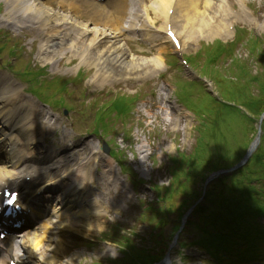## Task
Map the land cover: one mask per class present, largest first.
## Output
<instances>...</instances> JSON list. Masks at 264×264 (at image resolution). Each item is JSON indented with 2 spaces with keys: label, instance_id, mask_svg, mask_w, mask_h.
<instances>
[{
  "label": "bare ground",
  "instance_id": "6f19581e",
  "mask_svg": "<svg viewBox=\"0 0 264 264\" xmlns=\"http://www.w3.org/2000/svg\"><path fill=\"white\" fill-rule=\"evenodd\" d=\"M6 2H9V0H6L5 3ZM61 2L64 3L65 0H61ZM200 2H202L201 5L204 7L203 12L199 9H196V6L200 4ZM74 3H76V1L73 0V4ZM173 3L175 6H173ZM177 3L183 5L182 11H180L181 13L179 14L178 12L181 6H179ZM229 4V0H175V2L174 0H153L152 5H146L142 8H144L143 10L156 11L159 9V11H161L162 16H164L161 29L166 30L167 26H169V28L174 31L175 36H177L178 39L180 38L179 47L180 51H182L184 45L186 47V40L189 42V40L195 37V35H192L196 30H198L200 34L205 33L206 35L213 37L217 36L220 32H224L227 35L228 31L224 29L223 25H225L229 20ZM19 5L21 6V9L18 8ZM171 6L174 7L172 11L173 14L172 16H169L167 13L165 14V11H167ZM12 9H16V11L20 12V22L23 25L29 20L32 23L36 21L39 23V25L44 27L53 25L54 27L51 26L53 29H56V26L60 27L62 24L61 27L69 26L70 29L74 27V29L79 30L80 39L78 37L77 41L76 37L73 40L69 37V35L64 36L62 39L61 35L56 37L57 30L54 32V38H58L60 41L68 40L69 47H71L73 50L71 57H77L80 64L87 66L89 63L92 64V66L97 70L94 72L95 74L93 76V79L96 82L103 83L109 79H113L114 82L118 81V79L137 80L144 74L150 73V71L154 70L162 62L160 57L142 58L138 56L135 57L127 53V51L124 50V46L121 42L123 40L121 37V32L116 29L111 16H109V13L101 6L90 7V9L93 16L95 15L96 19L101 18L105 20V27H107L106 30H99L94 28L95 25L91 27L88 22L76 20L74 15L64 14L62 12L60 13L58 8L51 9L45 5L42 0H15L14 5H12ZM189 9H192L193 15L186 16L185 14L188 13ZM134 15L136 19H139V15L137 13H134ZM206 15L207 17L204 18ZM24 16H26L28 19L24 20ZM184 16L187 17V30H184L186 24L184 22L182 24L180 23L183 21L182 17L184 19ZM89 21L91 22L92 20L89 19ZM121 22L123 23L124 19ZM152 24L153 22L150 21L147 22V25L146 22H143L141 24L142 27L139 28L137 24L135 26L133 23H131L128 25L127 30L140 31L142 28L149 30ZM121 30H124L123 27ZM145 36L147 35L145 34ZM40 49H42V47ZM45 52L47 54L49 53L47 50H45V48H43L41 54H44ZM52 53L53 52H51V57L54 55ZM92 53L94 54V57L89 56ZM13 92H19V90ZM22 103L23 102H19L18 104L20 107L17 106V108H21ZM11 108L14 109L11 110ZM15 108L16 105H14L13 102L11 106L7 107L9 110L6 111L3 109V111L5 115H7L10 112L18 110ZM25 119L28 124L32 123L28 118ZM28 128L29 126L27 129ZM16 135L19 136V133L16 132ZM23 140L27 146L34 143L33 138L22 137V141ZM7 144L11 150L15 149V146L11 141H8ZM13 155L16 156L14 153ZM13 155L8 154V157L14 159ZM19 162L20 160L14 161L13 165L5 163L1 165L0 177L7 176V173L13 174L14 172H20L21 170L17 169L18 165L20 166ZM34 239L35 238L28 239L26 246V250L31 255V259L38 260L37 257H40L39 259L43 264H54L55 258L59 254L61 255L65 252L61 245L56 241H46L45 243L41 244L37 241V239ZM48 251L52 252V255L48 254ZM5 254L6 253L4 251L0 250V264H3L5 261Z\"/></svg>",
  "mask_w": 264,
  "mask_h": 264
},
{
  "label": "rangeland",
  "instance_id": "374dc122",
  "mask_svg": "<svg viewBox=\"0 0 264 264\" xmlns=\"http://www.w3.org/2000/svg\"><path fill=\"white\" fill-rule=\"evenodd\" d=\"M14 0H9V2L12 4V5H14V2H13ZM252 1H255L256 2V0H252ZM257 1H259V0H257ZM262 1H264V0H262ZM9 5V4H8ZM260 5H261V9L262 10H264V4H261L260 3ZM7 6V5H5V2H4V0H0V7H2V12L0 13V17H2L3 16V14H4V9H5V7ZM8 11V10H7ZM9 12V11H8ZM15 15H17L16 13H12V15H11V17L13 18V20H14V16ZM15 21H17L16 19H15ZM239 25V27H241V26H244L251 34V36L250 37H260V36H263L264 35V13L263 14H260V15H258V17H256V24L255 25H248V24H246V23H240V24H238ZM11 27L9 26V28L8 29H10ZM12 31H13V28L11 29ZM19 32V34H21L22 36H24L25 34H28V31H27V29H21L20 31H18ZM30 32V34H32V35H35L36 37H37V39L36 40H40L41 39V37H43L42 35L40 36V37H38L37 36V34L33 31V30H30L29 31ZM12 34H17V33H14V32H12ZM254 39V38H253ZM230 40L228 39V40H224L223 42L225 43V42H229ZM243 43H240L239 45H237V49H236V51L237 52H235V54H236V56H238L239 58H244V59H247V57H246V55H247V53H246V49H242L243 48V46L245 45V42L244 41H242ZM199 43V40H198V42L197 41H195L194 43H193V46H194V48L196 49L197 47H199L197 44ZM251 46H252V44H251ZM263 45H261V47H262ZM263 48H264V46H263ZM197 50V49H196ZM68 58V56H65V59H67ZM228 61V59L227 58H221L219 61H216V63L218 64V65H220V66H225L226 65V62ZM39 64V66H42L41 64L42 63H38ZM222 64V65H221ZM51 70H54L53 68H50V69H48V70H46V72H47V74H46V76H45V78H51V77H58V75L57 74H52L51 73ZM258 71V70H257ZM63 76V75H62ZM63 77H65V78H72V76H63ZM88 91V90H87ZM98 91H94L93 93H97ZM98 97V96H97ZM75 99H77L78 100V103L79 104H82V96L80 95L78 98H75ZM83 105V104H82ZM88 111H89V109H87L86 107H84V106H79V107H77L76 109H75V112L74 113H72V116L73 117H75V118H77L78 119V123H80V119L81 118H87V114H88ZM126 151L128 152V150L126 149ZM70 257V255L68 256V258ZM74 259V258H73ZM71 261H72V257H71ZM73 264H76L75 263V261L73 262ZM77 264H81V262H80V257H79V261L77 262Z\"/></svg>",
  "mask_w": 264,
  "mask_h": 264
},
{
  "label": "snow or ice",
  "instance_id": "6c2138e0",
  "mask_svg": "<svg viewBox=\"0 0 264 264\" xmlns=\"http://www.w3.org/2000/svg\"><path fill=\"white\" fill-rule=\"evenodd\" d=\"M169 36H171L173 38V41L175 43H178V41H175V36H174L173 33L170 32ZM4 195H5L6 199H7V203H9V204H14L15 203V194L14 193H5Z\"/></svg>",
  "mask_w": 264,
  "mask_h": 264
}]
</instances>
